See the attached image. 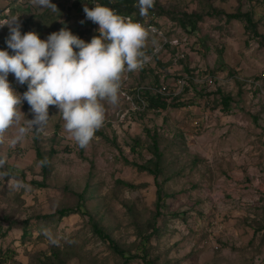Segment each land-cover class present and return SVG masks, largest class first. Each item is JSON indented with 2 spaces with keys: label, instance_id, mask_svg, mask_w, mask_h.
Masks as SVG:
<instances>
[{
  "label": "rangeland",
  "instance_id": "374dc122",
  "mask_svg": "<svg viewBox=\"0 0 264 264\" xmlns=\"http://www.w3.org/2000/svg\"><path fill=\"white\" fill-rule=\"evenodd\" d=\"M51 2L57 11L34 0H0V24L17 17L21 35L35 31L41 39L61 28L85 42L99 35V25L84 12L85 5L94 7L91 0ZM107 4L96 3L109 8ZM211 8L252 11L263 37L244 20L223 14L205 15L195 30L185 25L183 13L205 14ZM136 11L134 17H139ZM139 18L149 32L143 51L150 59L140 70L122 75L116 105L102 101L105 121L86 149L66 132L55 105L49 106L43 129H32L13 147L9 141L34 115L23 101L20 122L4 133L0 264H52L53 253L59 254L57 264H121L87 217L56 214L75 207L81 194L99 226L131 254L144 255L141 243L148 238V257L157 264H264V93L254 84L264 73V0H155ZM149 24L156 25V32ZM9 33V25H0V49H7ZM207 76L214 84L204 82ZM8 80L19 94L27 91L14 74ZM163 86L165 93L177 96L163 95L165 109L149 108L147 93L158 94ZM222 94L234 98L228 111ZM153 133L163 154L156 181L133 166L150 161ZM135 140L141 148L133 153ZM37 145L48 160L46 172ZM42 182L46 188L35 185ZM156 184L162 185L161 197L166 196L159 215ZM41 226L60 238L61 246L50 245ZM65 238L75 243H65Z\"/></svg>",
  "mask_w": 264,
  "mask_h": 264
},
{
  "label": "clouds",
  "instance_id": "9594fccd",
  "mask_svg": "<svg viewBox=\"0 0 264 264\" xmlns=\"http://www.w3.org/2000/svg\"><path fill=\"white\" fill-rule=\"evenodd\" d=\"M34 2L57 11L51 0ZM154 4L155 0H138L140 16H146ZM84 12L88 20L99 25V35L90 42L67 28L41 39L35 31L21 35L17 17L4 23L10 30L7 49L13 54L0 49V142L6 130L20 122L21 104L26 101L33 119L28 120L27 127L18 128L9 141L11 146L21 142L32 129L41 131L49 120V106L55 105L62 114L66 132L80 148L86 149L104 124L102 101L116 105L122 75L140 70L149 61L143 51L149 32L141 23L103 5H85ZM9 73L14 74L18 84L27 83V91L22 95L11 86ZM4 163L0 159V168ZM45 163L47 158L39 162L40 166ZM6 175L7 172L0 173ZM41 234L50 245L61 246L60 238L47 227L41 226ZM64 242L75 243L67 238Z\"/></svg>",
  "mask_w": 264,
  "mask_h": 264
},
{
  "label": "trees",
  "instance_id": "16d2710c",
  "mask_svg": "<svg viewBox=\"0 0 264 264\" xmlns=\"http://www.w3.org/2000/svg\"><path fill=\"white\" fill-rule=\"evenodd\" d=\"M91 1L93 2L94 6H96V3H98L99 1L101 2V0H91ZM135 1L138 2V0H115L113 3H111V1L108 0L107 6H109V8L113 12L121 16H129L133 19L134 22H138V21H141L142 19L139 18L140 15L139 17H134L135 16L134 13L137 12L136 7L134 5ZM162 9L163 7L161 6L158 8L160 12H162ZM153 14L155 15L157 13H153ZM220 14L225 15L228 20H231V19L244 20L246 22L247 27L249 29H252L254 34H256L258 37H263L262 35L258 33L257 23H256V20L254 19L252 11L242 12L240 9H238L233 13H224L223 11H220L216 8H211L210 11L205 14L183 13L182 16H184L183 18H184L185 25L188 24L191 30H195L197 26V22L201 21L205 15L218 16ZM25 31L26 30H24L23 32ZM188 73H190V71H188ZM25 85L27 88L28 87L27 83H25ZM146 100H147V104L149 108L151 109H156V110L161 109L162 110L168 106V103L166 102L165 97L161 94L152 95L150 93H147ZM221 100H222L223 105L225 106V109L228 111L234 98L231 95L222 94ZM181 105H183V103H179V102L173 103V106L175 107H180ZM149 137L151 139V144L148 148L151 154L150 161H148L146 164L142 166H137V165H133V166L136 167L140 172L147 173L149 176L153 177V179L156 181L158 180V178L160 177L162 173L163 154L160 151L157 133H153L152 135L150 134ZM140 144H141L140 140H135L134 146L131 149V151H133V153L137 152V149L141 148ZM36 151H37L39 162L44 160L45 158H44V155L39 150V145H37ZM51 154L53 155L55 154V152L51 150ZM47 166H48V163H45L43 166H41L43 172H46ZM120 184L130 189H133L134 187V186H130L125 183H120ZM35 185L40 189L46 188L45 183L43 182L36 183ZM156 186H157V203H156L157 212L156 214L159 215L160 214L159 209L162 206L161 204L164 202V199H166V196L161 197L162 196V188H161L162 185L156 184ZM76 197H77V205L75 207H65V208L58 210L56 213L58 217L63 218L70 214H79L82 217H87L89 220V223L92 226L93 232L100 239L104 240L108 244L109 248L121 258L122 260L121 264H128L129 262H131L132 260L136 258H142L144 260V264H157L155 261L150 260L148 257V248H146V243L148 242V238L144 237L141 243L140 253H143L144 255L131 254L128 250L122 248L114 239H112L110 234H108L102 227L99 226L97 221L94 219V217L91 215V213L86 208L84 194L76 195ZM52 216L54 215H51L49 217H52ZM152 228H153V231H157L154 225H152ZM27 234H28V231L26 228H24V235H27ZM53 257L55 259V262L52 264L60 263V257L58 253H53Z\"/></svg>",
  "mask_w": 264,
  "mask_h": 264
},
{
  "label": "built area",
  "instance_id": "2783aa9c",
  "mask_svg": "<svg viewBox=\"0 0 264 264\" xmlns=\"http://www.w3.org/2000/svg\"><path fill=\"white\" fill-rule=\"evenodd\" d=\"M124 17H129V16H124ZM139 23H141L143 25V22L142 21H138ZM144 26V25H143ZM147 28L153 32H156V26L155 25H152V24H149L147 25ZM182 58V57H180ZM178 58L177 59V62L178 60L180 59ZM187 78V77H186ZM185 79H182V81H179V83L181 84V86H185L186 82L184 81ZM214 78L211 77V76H207L205 79H204V82L207 84V85H212L214 84ZM258 88H260V90L264 93V73H262L260 76H259V81H257L256 83H254ZM166 91V87L163 86L161 87V89L158 91L159 93L158 94H161V95H167V96H170L168 93H165ZM173 95L170 96L171 98H174L175 96H177V93H172Z\"/></svg>",
  "mask_w": 264,
  "mask_h": 264
}]
</instances>
